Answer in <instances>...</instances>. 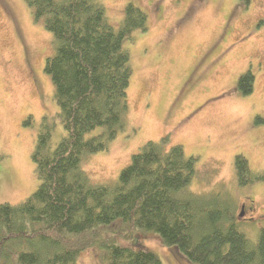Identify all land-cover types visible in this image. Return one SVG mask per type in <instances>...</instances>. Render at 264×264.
Segmentation results:
<instances>
[{
    "label": "rangeland",
    "instance_id": "rangeland-1",
    "mask_svg": "<svg viewBox=\"0 0 264 264\" xmlns=\"http://www.w3.org/2000/svg\"><path fill=\"white\" fill-rule=\"evenodd\" d=\"M130 1L146 11L148 28L124 40L133 69L127 126L83 169L96 182L115 180L145 142L168 136V147L181 144L198 158L192 190L230 192L241 230L256 242L264 225V176L241 184L236 155L264 174V0H103L113 26ZM52 53V34L26 0H0V203L21 202L39 185L32 152L42 118L58 111L44 68ZM248 70L254 86L242 94L238 79ZM55 125L52 145L64 132L58 119ZM120 226H105L102 237L153 249L164 264H195L157 234L139 231L130 239ZM100 239L78 264L105 263Z\"/></svg>",
    "mask_w": 264,
    "mask_h": 264
},
{
    "label": "trees",
    "instance_id": "trees-1",
    "mask_svg": "<svg viewBox=\"0 0 264 264\" xmlns=\"http://www.w3.org/2000/svg\"><path fill=\"white\" fill-rule=\"evenodd\" d=\"M26 2L52 34L44 68L58 111L42 118L32 152L38 187L21 202L0 203L2 264H78L100 238L104 264H164L153 249L102 237L114 222L130 239L139 231L157 234L195 264H264V225L253 242L240 228L230 192L192 190L198 158L181 144L168 147V136L145 142L115 180L96 182L83 169L90 154L106 149L127 126L133 69L124 40L148 28L146 11L128 2L115 27L103 0ZM253 86L251 70L240 75L242 94ZM57 119L64 132L52 145ZM236 173L241 184L264 176L241 153Z\"/></svg>",
    "mask_w": 264,
    "mask_h": 264
},
{
    "label": "water",
    "instance_id": "water-1",
    "mask_svg": "<svg viewBox=\"0 0 264 264\" xmlns=\"http://www.w3.org/2000/svg\"><path fill=\"white\" fill-rule=\"evenodd\" d=\"M240 214H243V212H241Z\"/></svg>",
    "mask_w": 264,
    "mask_h": 264
}]
</instances>
